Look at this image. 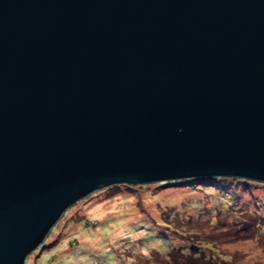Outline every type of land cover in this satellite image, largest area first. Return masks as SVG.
<instances>
[{
    "label": "water",
    "instance_id": "1",
    "mask_svg": "<svg viewBox=\"0 0 264 264\" xmlns=\"http://www.w3.org/2000/svg\"><path fill=\"white\" fill-rule=\"evenodd\" d=\"M264 183V0H0V264L105 188Z\"/></svg>",
    "mask_w": 264,
    "mask_h": 264
},
{
    "label": "rangeland",
    "instance_id": "2",
    "mask_svg": "<svg viewBox=\"0 0 264 264\" xmlns=\"http://www.w3.org/2000/svg\"><path fill=\"white\" fill-rule=\"evenodd\" d=\"M189 184L95 192L67 209L26 264H264V183Z\"/></svg>",
    "mask_w": 264,
    "mask_h": 264
},
{
    "label": "trees",
    "instance_id": "3",
    "mask_svg": "<svg viewBox=\"0 0 264 264\" xmlns=\"http://www.w3.org/2000/svg\"><path fill=\"white\" fill-rule=\"evenodd\" d=\"M211 180H213V179L204 178V179H193V180H189V181H180V182H190L191 185L204 186V185L208 184V182H210ZM214 186H216V185H214Z\"/></svg>",
    "mask_w": 264,
    "mask_h": 264
}]
</instances>
